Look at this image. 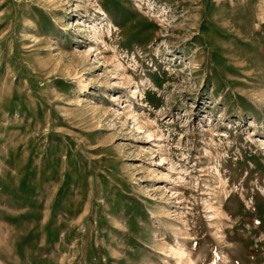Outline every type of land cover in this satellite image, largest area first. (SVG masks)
Listing matches in <instances>:
<instances>
[{"label":"rangeland","instance_id":"rangeland-1","mask_svg":"<svg viewBox=\"0 0 264 264\" xmlns=\"http://www.w3.org/2000/svg\"><path fill=\"white\" fill-rule=\"evenodd\" d=\"M0 264H264V0H0Z\"/></svg>","mask_w":264,"mask_h":264}]
</instances>
